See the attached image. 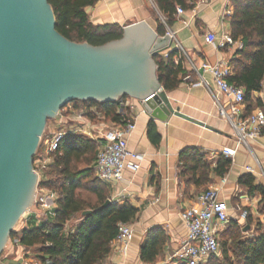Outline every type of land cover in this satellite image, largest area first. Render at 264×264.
I'll list each match as a JSON object with an SVG mask.
<instances>
[{"label":"crops","instance_id":"0c3cea01","mask_svg":"<svg viewBox=\"0 0 264 264\" xmlns=\"http://www.w3.org/2000/svg\"><path fill=\"white\" fill-rule=\"evenodd\" d=\"M189 2L193 6L192 9H183L182 15L176 14L171 26L164 23L167 32L171 31L174 36L171 51H177L176 56L182 53L179 63L183 71L179 76L181 84L178 89L168 94L175 109L216 131L175 116L166 122L152 120L139 102L133 103L132 115L136 129L128 137V148L141 154L144 160L138 172L126 171L122 182L114 186L107 185L111 200H126L138 210V217L131 224L134 239L125 253L112 243V252L101 264H151L142 261L141 246L147 233L155 228L163 230L167 241L162 255L152 264L171 262L173 254L179 250L186 237L181 212L194 205L197 198L211 187H220L219 199L227 204L232 224L236 222L239 226L245 225L246 231H256L257 234L258 223L261 222L264 229V214L260 211L263 196L258 189L252 190L250 194L248 185L241 183L244 176H250L254 186L264 188V133L248 146L237 148L234 130L220 112L221 105L228 106V98L216 90L211 75L193 69V65L199 68L205 62L212 65L227 64L232 71L231 77L234 76L232 62L239 58L238 54L244 48L242 39L234 40L233 45L224 48L219 46L224 33L232 37V0ZM86 11L94 25L117 24L124 27L146 22L157 29V19L152 14L147 0H101ZM208 33L216 35L219 40L217 46L206 41ZM202 78L209 83V88L200 84ZM251 98L256 107L254 111L264 110V82L262 91L254 92ZM107 118L113 120L110 116ZM151 121L155 122L161 136L158 145L149 137L148 125ZM92 122L96 127V120ZM69 124L62 118L54 127H65ZM187 148H198L212 168L216 166L219 156L223 155L224 148H237V152L230 158L232 166L226 176L216 177L211 173L210 183L196 185L190 181V176L181 175L180 155ZM224 178L227 182L222 186ZM33 213L27 216L24 228L39 225V213L36 210H33ZM243 214H247L249 219L243 218ZM227 230L228 226L220 233L219 240L225 236ZM14 242L15 244L7 248L6 256L2 255L0 264H14L17 260L28 264L32 249L28 250L17 241ZM221 256L222 249L217 257Z\"/></svg>","mask_w":264,"mask_h":264},{"label":"water","instance_id":"95a60500","mask_svg":"<svg viewBox=\"0 0 264 264\" xmlns=\"http://www.w3.org/2000/svg\"><path fill=\"white\" fill-rule=\"evenodd\" d=\"M173 44L146 22L103 46L75 43L56 30L48 0H0V256L34 203V156L48 120L68 104L131 98L152 120L175 116L216 131L175 109L159 81L154 57Z\"/></svg>","mask_w":264,"mask_h":264},{"label":"trees","instance_id":"16d2710c","mask_svg":"<svg viewBox=\"0 0 264 264\" xmlns=\"http://www.w3.org/2000/svg\"><path fill=\"white\" fill-rule=\"evenodd\" d=\"M56 17V30L68 40L75 43H89L103 46L122 39L124 27L117 24L94 25L87 13V8L96 6L101 0H48ZM166 25L171 26L177 14V7L192 9L189 0H153ZM234 8L231 16L232 38L242 39L244 48L239 58L232 62L234 76L229 82L245 90V115L252 114L254 109L252 94L263 89L264 82V2L262 0H232ZM166 25L157 19V33L166 35ZM177 51L172 50L154 57L158 67V78L165 91L170 93L181 84L179 78L183 72L176 66L174 57ZM75 108L95 106L104 111L114 121H120L117 114V103H99L74 101ZM151 141L158 145L161 136L154 121L148 125ZM99 145L84 135H71L65 138L54 154V163L41 180L40 186L57 191L58 207L47 220L38 226L23 228L13 232L11 239L35 253L41 264H101L112 252V243L119 233L120 225H131L138 217V210L128 201H113L106 208L102 206L110 198L107 184L93 177V169H78L77 164L87 157L98 155ZM94 159V158H93ZM95 162V161H94ZM181 175L190 176L196 185L210 183V174L216 177L226 176L232 166V160L220 155L214 168L198 148H187L180 155ZM241 183L248 185L250 194L258 189L263 199L260 211L264 214V188L256 187L253 178L244 176ZM82 192H88L97 199L95 204L87 203ZM85 211H91L83 216ZM77 219V221L75 220ZM247 219H249L247 217ZM75 220V221H74ZM73 222V223H72ZM240 226L236 222L228 224L227 233L237 235ZM235 233V234H234ZM223 239V238H222ZM220 240V249L227 250V242ZM167 237L163 230H150L141 246V259L145 263H156L162 255ZM234 254L241 264H264V229L258 223L257 235L254 238L241 240L234 238ZM220 257L213 256L208 264H214Z\"/></svg>","mask_w":264,"mask_h":264},{"label":"built area","instance_id":"2783aa9c","mask_svg":"<svg viewBox=\"0 0 264 264\" xmlns=\"http://www.w3.org/2000/svg\"><path fill=\"white\" fill-rule=\"evenodd\" d=\"M177 14H184L183 8L177 7ZM166 34L173 39L171 31ZM206 41L217 46L219 40L215 34L208 33ZM233 44L234 40L229 34L224 33L221 36L219 43L221 48ZM165 56H168V51ZM174 59L175 64L179 65L182 53ZM193 69L211 75L216 90L228 98V106L221 105L220 112L234 130L237 148L248 146L264 133V110L254 111L249 116L245 115V90L229 82L232 71L227 64L212 65L205 62L199 68L193 65ZM200 84L209 88V83L204 78L200 80ZM131 101L129 98L121 99L117 107L120 121L109 120L107 125L102 123L107 118L106 113L95 106L75 108L72 104H68L59 111L55 120L65 118L70 124L65 127L64 125L59 128L54 127L49 131L43 153L38 158L39 164L38 166L34 164L39 183L34 203L26 212V216L34 214L33 210H36L40 216L38 217L40 224L58 207V192L40 184L46 168L53 165L54 154L58 151L61 142L71 135H84L98 143L99 150L93 170L96 178L105 184L114 186L124 180L126 171L136 173L141 169L144 157L128 148V137L136 129L135 118L132 115L134 104ZM92 120H96V127ZM236 149L224 148L222 154L233 158ZM226 182L224 178L221 185H225ZM219 192L220 187H211L197 198L194 205L181 212L180 217L186 228V237L179 250L173 254L172 264H207L213 256L219 254L220 233L230 223L229 208L225 202L220 201ZM242 217L246 218L247 214H243ZM133 239L134 231L131 225H120L118 236L113 243L125 253ZM1 259L2 256L0 261ZM14 264H25V262L17 260Z\"/></svg>","mask_w":264,"mask_h":264},{"label":"rangeland","instance_id":"374dc122","mask_svg":"<svg viewBox=\"0 0 264 264\" xmlns=\"http://www.w3.org/2000/svg\"><path fill=\"white\" fill-rule=\"evenodd\" d=\"M147 1H148L149 8H150L152 14L154 15V17L156 19H159L163 23H165L163 17L161 16L160 12L158 11V9L156 7L154 1H152V2L150 0H147ZM153 29L156 30L155 28H153ZM124 99H128V98H124ZM129 99L132 100L131 103L136 102V100H133L131 98H129ZM57 121H58V119L57 120H55V119H49L48 120L46 130H45V132H44V134L42 136L39 148H38V150H37V152H36V154L34 156V164H35V166H38V164H39L38 163V158L43 153V149L45 147V142H46L47 136L49 134V131L54 129V125L57 123ZM108 121H109V118H106L105 120H103L102 121L103 125H107ZM87 138H89V137H87ZM86 159H87V161H92V162H90V164L88 165V164H86V162L84 160H81L77 164L78 169L85 168V167H91L93 169V165H94V161H95V154L94 155L93 154L89 155ZM48 169H49V167L46 168L45 173L48 172ZM45 173H44V175H46ZM93 177L96 178L94 170H93ZM82 196H83L84 200L87 203L95 204L96 201H97L96 197L94 195L88 193V192H82ZM26 218H27V216L24 215L19 220L18 224L16 225V227L14 229L15 232L21 231L26 226ZM75 220L77 221V219H75ZM240 228L241 229L237 233V235L234 233L235 235L230 236L231 233L229 231L227 233V235H225L223 237L222 243L223 242H227V246L225 247L227 252L225 251V253H223V251H222V256L218 259V261H215L214 264H241V262L239 261V258L236 257V255L234 254V249H235L234 248L235 246H234V243H233L234 238L237 236V238H239V239L241 238V240H246V239L254 238L257 234H256V231L255 232L251 231V230H247L246 231L247 228L245 227V225H244V227L240 225ZM12 244H15V242L10 238L8 243H7L6 248L4 249V251L2 253L3 256H6L7 248L9 246H11ZM30 252H31L30 255L29 256L27 255L28 256V261H29L28 264H39L38 263L39 260L36 259L35 253L33 251H30ZM23 253H25V252H23ZM14 257L15 256H13V258ZM168 264H172V263L168 262Z\"/></svg>","mask_w":264,"mask_h":264}]
</instances>
